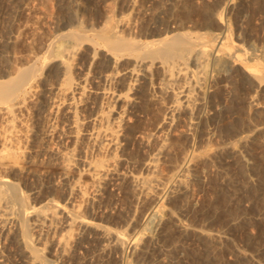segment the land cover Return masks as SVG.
I'll return each instance as SVG.
<instances>
[{"label": "bare ground", "instance_id": "6f19581e", "mask_svg": "<svg viewBox=\"0 0 264 264\" xmlns=\"http://www.w3.org/2000/svg\"><path fill=\"white\" fill-rule=\"evenodd\" d=\"M3 1L0 264H10L16 256L22 260L18 264H61L88 246L94 248L90 255L94 261L105 262L115 253L122 258L127 250L143 256L157 251L150 261L124 255L122 262L169 264L183 245L175 233L193 231L220 241L221 233L194 227L183 217L193 191L192 163L205 157L203 150L190 147L174 165L167 158L173 135L192 136L205 119L216 117L221 81L213 73L225 62L241 65L246 88L255 92L251 104H262L264 44L247 55L243 43L235 39L226 9H237V0H204L202 9L200 0H121V9L110 0H61L64 19L59 18L54 32L46 27L47 34L36 22L22 19L36 1L13 0L8 22L4 19L10 8L6 10ZM97 1L103 5L100 13ZM249 139V135L231 138L223 150L237 159L245 150H238L239 142ZM25 160L44 162L61 172L46 190L25 189ZM167 161L172 170L164 179L162 165ZM256 166L251 162L247 169L254 171ZM122 193L132 199L125 214L112 202ZM162 197L180 198L178 209L159 204ZM116 212L120 226H114L116 216L113 225L103 221ZM144 214L154 225L143 227V222L136 229L135 217ZM147 235L151 240L146 244ZM47 245L52 259L46 255ZM253 256V264H264Z\"/></svg>", "mask_w": 264, "mask_h": 264}, {"label": "rangeland", "instance_id": "374dc122", "mask_svg": "<svg viewBox=\"0 0 264 264\" xmlns=\"http://www.w3.org/2000/svg\"><path fill=\"white\" fill-rule=\"evenodd\" d=\"M11 1L13 3H11ZM11 1L6 0L8 4L3 1V4H5L6 6L5 9L7 10L8 8H10L8 10L9 12L11 11L10 13L7 11V16L4 19L5 22H8L14 10L12 9L15 6L14 3H16V0ZM34 1L36 2L33 4ZM38 1L39 0H30V2H32L30 4H33V6L30 5V11L28 12L29 14H26V18H24L25 15L23 16V21H27L29 23L36 22V24L42 27V31L44 33L47 28L49 29V31L51 30L50 32L47 30L46 34L48 32H54L56 29H58L61 21L64 19L62 18L63 0H47L49 1H46L48 4L45 2V0H41L39 3ZM110 1L112 3H115L118 9L121 7V0ZM198 1L199 0H197L196 2ZM201 1H203V3ZM215 1L217 2V0ZM237 1V5L239 4L237 9L231 10L232 12L226 9V14H228L229 18L231 16L230 20H232L231 23H233L232 27L235 39L238 40L239 43H243L242 45H244L243 48L245 49V52L248 51L249 53L247 55H251V52L253 53L258 45H260L261 43L264 44V0ZM43 2H45L47 5ZM97 2L100 3L97 5L100 13L103 11V8L101 9L103 5L100 1ZM198 3H202L203 5L200 4L201 6H198ZM198 3H196V5L200 9H202L204 6V0H200V2ZM10 4H14L13 7H11L12 5ZM44 4L45 6H43ZM33 8H35V12L33 11ZM59 9L61 11H59ZM233 11L235 14L233 13ZM236 11L239 12V18H237L238 13H236ZM31 12H33L34 15L29 16ZM229 13L231 15H229ZM35 14L37 15L35 16ZM40 16L42 20L40 19ZM59 18H61L62 20ZM58 19L60 20V22L58 21ZM238 21L239 23H237ZM42 22L43 24L41 25ZM213 28L218 29L219 26H215ZM213 74H215V78H218V80L221 81L217 88V99L219 100V104L216 105V117L213 119H205L203 121V124L200 126L201 128H199L198 131H195V134L192 136L188 135V137H186L187 135L176 134V137H174L175 135H173V142L171 141V144H173L174 146L171 145V153L175 154H172V157L170 153V157L167 158V160L170 159L171 161L172 159L171 164L178 163L184 155V152L190 150V147L191 149L194 147L195 149L197 148V151L203 150L201 152L205 154V157L203 155L204 158L201 156L200 159L198 158L192 163V167L194 165L196 166L192 168L193 171L191 174L193 175V177L191 176V180H193V187H191V189L193 191L190 192L192 193V195L189 194V196H191L190 199L188 196L186 200L187 202H185L186 208L183 212V217L186 221L188 220L187 222L189 224H193L192 226H197L198 228L202 229L205 228L206 230H210L213 232H219L222 234V237L221 239H219L220 241L217 240L216 243V241L211 240L206 235H196L198 233L193 231L190 232L191 234L189 232L184 234L175 233V235L177 234V239H175L176 236H174L173 240L175 239L177 242H179V244L180 242H182L184 247L181 244L179 245V248L174 252L175 254H173L174 258L172 257L176 262L171 258L172 260H170L169 264H173L172 262H174V264H253L251 259L252 257H250L253 255H258V257H261L264 260V219L262 218L264 217V213L263 211H261V209L264 210V95L259 96V100L262 104H259V106L257 107L255 104H251L250 98L255 92L254 90L246 88L247 85H245L246 82H244V73L241 65H234V63L231 61H229V63L225 62V66H222L219 71H215ZM152 127L153 126H151L150 128ZM209 128L211 129V131L209 130ZM244 135H249V141H247L245 144L239 142V146L237 148L239 151H241L242 148H245V150L243 149L244 151H242L241 154H238L237 159L229 158L226 153L227 149L225 148V150H223V147L227 146L231 138V141H234L240 139L241 136ZM254 138L255 141H253ZM190 139L193 140L191 141ZM186 140H189L191 142L188 141L187 143ZM208 144L211 147L213 146L212 149L214 150H212V153L209 150L211 148ZM241 144L242 146H244H240ZM187 146H189L188 149ZM220 146H222V149ZM206 149H208L209 152H207ZM170 161H167L168 163L166 162L167 165H162V175L165 174L164 176H162L164 179H166V177H168L171 173L172 168H170V166L172 165H170ZM25 162L26 164H24V166L27 170L25 169L26 174L24 175L26 177L24 176V183L27 185L26 187L24 183H22L23 185H21L24 186L25 189H31L40 186V188H42L41 190H46L50 185L54 184L61 172L60 170L53 171V169L51 167L49 168V166L46 163L44 164V162H27L26 160L24 161V163ZM251 162H254L255 166L257 165V169H255L254 171H248L247 169ZM168 167L170 170L168 169ZM12 176H14V172H12ZM53 179H55V181H53ZM122 194L121 196L119 194L116 197L115 202H112H117L115 204L116 207L118 209L122 207L121 210L123 209L122 211L125 214L127 210L130 209L129 207H131L132 199L128 195H125L127 196L126 198L124 194ZM118 197L120 198L118 199ZM130 199L131 201H129ZM118 200H120L121 203L120 201L118 202ZM148 202L150 203V201H147V203ZM155 202H157V200ZM155 202L153 203L151 201V204L156 205ZM158 203L167 206L165 207L166 209H178L181 200L177 197H174L172 199H169L168 197H162L158 200ZM170 203H172V205ZM125 207H127V210ZM148 207H150L148 208L149 210L152 209L150 205H148ZM149 210L147 211L148 213L151 211ZM261 213H263V216H260ZM115 214L111 216L112 221L111 218H104L103 221H107L108 224L110 223V225H113L114 222L116 223V221H118L116 223L117 225L114 224V226H120V224L122 223V219L117 214V212ZM114 216H116V221L114 219ZM141 216L140 218L138 217V215L135 217L136 219L134 220V223L136 222V229L142 228L141 226L144 223L145 225H143V227L148 226V228H151L152 225H154L151 223L152 220H150V217H147L148 214L147 216L145 214ZM146 218H148L149 220ZM137 219L139 222H141L139 223L138 221H136ZM147 220L148 222L146 224ZM147 237L145 239V242L147 241L146 244L150 242L149 240H151L150 236L147 235ZM180 239L183 241H181ZM180 246H182L183 248ZM47 248L48 250H46V255L47 257L50 256L52 259V254L50 255L51 252L49 251V245H47ZM86 248L88 252L85 250V247L81 248V251L78 250L75 253L77 255L74 254L72 258H67V260H65L61 264H65L66 262L67 264H93L94 262L96 264H102L104 262L101 258L97 259V261H94L96 260V258L94 260L92 259V256L90 255H93L91 254L94 250L93 246H88ZM10 250V252L13 254V247H11ZM128 251L129 250H127V252L123 254V256L129 255L131 257H129V259H134V261H139L140 259H142L143 261H150L157 254V251H154L147 256H143L142 254H140V252L138 254H133L131 252L133 254L132 255L130 251ZM242 251L244 252L242 253ZM112 255L111 257L113 259L111 257L106 258L105 262H107H104L105 264H124V262H122V258L126 257L121 256L122 258H120V255L116 253ZM140 255L143 257L141 258ZM75 256L78 258H76ZM135 256H137L139 259H136ZM109 258L111 259V261ZM114 258H116L117 260ZM68 259L71 261H69ZM9 262L10 264H18L20 262L22 263V260L20 259V256H16L15 259L11 258Z\"/></svg>", "mask_w": 264, "mask_h": 264}]
</instances>
